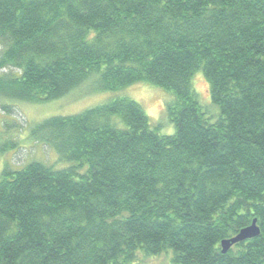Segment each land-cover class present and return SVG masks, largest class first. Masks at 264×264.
Returning a JSON list of instances; mask_svg holds the SVG:
<instances>
[{
	"label": "trees",
	"instance_id": "obj_1",
	"mask_svg": "<svg viewBox=\"0 0 264 264\" xmlns=\"http://www.w3.org/2000/svg\"><path fill=\"white\" fill-rule=\"evenodd\" d=\"M0 46L8 97L146 82L175 126L126 96L35 123L67 165L2 172L0 264H264V0H0Z\"/></svg>",
	"mask_w": 264,
	"mask_h": 264
},
{
	"label": "rangeland",
	"instance_id": "obj_2",
	"mask_svg": "<svg viewBox=\"0 0 264 264\" xmlns=\"http://www.w3.org/2000/svg\"><path fill=\"white\" fill-rule=\"evenodd\" d=\"M8 70L2 69V75L7 74ZM89 84L75 89L72 96L68 95L51 101H21L15 97H8L4 93L8 86L2 85V93H0V177L5 168L18 169L33 160L53 164L56 168L66 166L67 162L60 158L55 149L31 138V128L36 125L35 123L51 116L78 114L120 96L129 97L139 103L148 115L152 127H157L161 134L175 132V126L168 118L166 110L167 104L172 99L169 91L146 82H138L118 91L96 90L93 83L90 86ZM193 85L200 97L208 102L210 100L208 80L203 75L197 74ZM6 107L13 108V113L5 111ZM144 264H173V262L168 255L161 254L147 258Z\"/></svg>",
	"mask_w": 264,
	"mask_h": 264
},
{
	"label": "water",
	"instance_id": "obj_3",
	"mask_svg": "<svg viewBox=\"0 0 264 264\" xmlns=\"http://www.w3.org/2000/svg\"><path fill=\"white\" fill-rule=\"evenodd\" d=\"M261 228L258 225L257 219H253L252 223L241 229L235 236L223 239L221 241L222 252L226 253L235 244L255 238L260 235Z\"/></svg>",
	"mask_w": 264,
	"mask_h": 264
}]
</instances>
